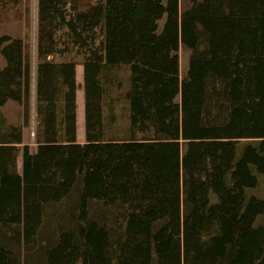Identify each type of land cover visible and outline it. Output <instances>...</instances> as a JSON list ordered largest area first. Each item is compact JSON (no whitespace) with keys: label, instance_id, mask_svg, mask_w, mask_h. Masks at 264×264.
<instances>
[{"label":"trees","instance_id":"1","mask_svg":"<svg viewBox=\"0 0 264 264\" xmlns=\"http://www.w3.org/2000/svg\"><path fill=\"white\" fill-rule=\"evenodd\" d=\"M187 2L37 0L34 69L0 36V108L26 124L33 96L42 129L32 153L0 127V264H264V0ZM63 26L85 55L83 143L75 62L46 59ZM121 65L142 139H103L100 75Z\"/></svg>","mask_w":264,"mask_h":264},{"label":"rangeland","instance_id":"2","mask_svg":"<svg viewBox=\"0 0 264 264\" xmlns=\"http://www.w3.org/2000/svg\"><path fill=\"white\" fill-rule=\"evenodd\" d=\"M18 1V2H17ZM100 0H80V5L90 6ZM16 3H9L5 8L0 9V36L20 37L25 40L27 52L30 55L33 69L39 59L36 53V40L38 28L37 0H16ZM182 8L188 5L187 0H181ZM164 20H160L161 26ZM56 42V53L49 55L46 59L51 62H75V82H76V140L80 143L85 141V135H77L80 124H84V96H83V61L84 50L73 45L65 27H59L54 32ZM101 35L97 32L95 43L98 44ZM179 56V78L185 77L190 51L181 46L178 51ZM0 65H4V60L0 57ZM81 69V70H80ZM34 80V73L32 75ZM100 82L103 87L102 99V126L104 140H125L142 139L145 135L130 128V112L125 93L129 88V69L127 66L107 68L100 75ZM178 100V98H176ZM82 116V119H80ZM81 124V128L84 125ZM20 126L22 127V144L29 146V151H36L38 141L42 140L39 118L36 115V107L33 96L31 98L27 123H24L22 106L16 102H8L0 108V127ZM2 130H0L1 132ZM83 132L80 130V135ZM244 141H240L243 143ZM17 169L21 167V146H18L16 155ZM262 186L260 183L255 189L247 190V195L262 196ZM66 202H62L64 206ZM61 211V210H60ZM55 217V210L50 213ZM59 217V216H58ZM261 217V216H259ZM260 219V218H259ZM46 223V222H45ZM48 224V223H46ZM52 227H59L61 217L57 219ZM43 229V228H42Z\"/></svg>","mask_w":264,"mask_h":264},{"label":"crops","instance_id":"3","mask_svg":"<svg viewBox=\"0 0 264 264\" xmlns=\"http://www.w3.org/2000/svg\"><path fill=\"white\" fill-rule=\"evenodd\" d=\"M81 70V69H80ZM82 74H83V72H82ZM80 119H82V116H80ZM81 124H83V123H81ZM81 124H80V127H78V129H77V135L78 136H80V137H83V135L85 134V128H81ZM84 125V124H83ZM80 130L83 132V134H82V136L80 135ZM78 142V141H77ZM80 143V142H79Z\"/></svg>","mask_w":264,"mask_h":264}]
</instances>
